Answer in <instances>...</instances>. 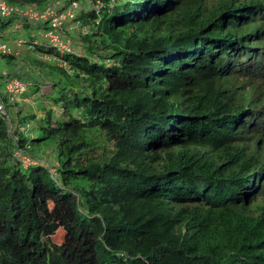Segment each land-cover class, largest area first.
<instances>
[{"label":"trees","instance_id":"obj_1","mask_svg":"<svg viewBox=\"0 0 264 264\" xmlns=\"http://www.w3.org/2000/svg\"><path fill=\"white\" fill-rule=\"evenodd\" d=\"M59 1L69 50L0 15L1 77L49 101L0 91V264H264V0Z\"/></svg>","mask_w":264,"mask_h":264},{"label":"built area","instance_id":"obj_2","mask_svg":"<svg viewBox=\"0 0 264 264\" xmlns=\"http://www.w3.org/2000/svg\"><path fill=\"white\" fill-rule=\"evenodd\" d=\"M60 4L59 0H53L40 7L36 3H24L19 5L8 3L6 0H0V15L9 16L15 14L21 19L33 24L46 22L48 28L41 34L44 35L52 45L64 50H69V41L68 39L63 40L60 37V29L67 18L74 17L78 4L74 1L66 9L59 11L58 9L62 7ZM21 42L20 39L16 41L18 45H20ZM8 52H10V47L0 35V54ZM6 82L8 94L5 93L4 95L10 102L14 100L13 95L25 92L27 87L23 81L16 77L10 78ZM0 112L5 113V107L2 101H0ZM14 155L22 158L21 161L25 159V156L23 157L20 151H14Z\"/></svg>","mask_w":264,"mask_h":264},{"label":"rangeland","instance_id":"obj_3","mask_svg":"<svg viewBox=\"0 0 264 264\" xmlns=\"http://www.w3.org/2000/svg\"><path fill=\"white\" fill-rule=\"evenodd\" d=\"M77 31H78V29H76L75 26H73V31H70L69 33L72 36H75ZM6 37H9V36L7 35ZM11 37H9V38H11ZM61 37L63 40H66V39H64V38H66L65 35H61ZM7 42H8V40H7ZM7 44L9 45V42ZM14 46L16 48L17 53L20 51L22 54L25 55L24 47L21 45H18V43L14 44L12 46L9 45L10 51H12V49H13L12 47H14ZM69 48H70V46H69ZM3 64H4L3 61L0 60V91L3 94H5V93L8 94V91L6 89L7 82L5 80H3L4 78L1 77V76H4V74H5L4 72L7 71L6 69L8 66H4ZM51 91H52L51 85H49L48 83L44 84L40 90V92L42 94H44V93L48 94ZM36 95L38 96V94L33 95V94L29 93L28 90L26 92L21 93V94L17 93L15 95H13V98H14V100L12 101L13 106L10 109L11 116L13 117L14 113L16 111L15 105H21L22 109L24 111L35 110L38 115H41L43 113L42 111H44V110H42L41 108H38L37 104L39 102H42V103H44V105H48L49 101L46 98L39 100L36 97ZM54 109L58 110V106H54ZM31 135H32V133H31ZM35 154L43 163H46V165H48V167L51 171H53L55 173V171H56L55 166L58 164V161H57V152L55 151L54 144L50 143V144L40 145V146L36 147ZM29 160H30L29 158L25 157V159L22 160V164L24 166H26L28 164ZM77 181L82 185L84 183V181L81 179H77ZM52 240L56 243H62L63 236H62V234H60L58 232L57 234L52 236Z\"/></svg>","mask_w":264,"mask_h":264}]
</instances>
